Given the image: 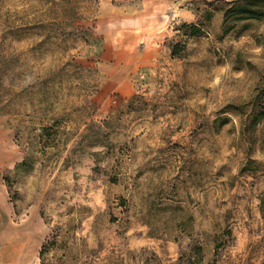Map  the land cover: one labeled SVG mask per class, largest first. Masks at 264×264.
Wrapping results in <instances>:
<instances>
[{"label":"rangeland","instance_id":"obj_1","mask_svg":"<svg viewBox=\"0 0 264 264\" xmlns=\"http://www.w3.org/2000/svg\"><path fill=\"white\" fill-rule=\"evenodd\" d=\"M0 156V262L264 264V0H0Z\"/></svg>","mask_w":264,"mask_h":264},{"label":"crops","instance_id":"obj_2","mask_svg":"<svg viewBox=\"0 0 264 264\" xmlns=\"http://www.w3.org/2000/svg\"><path fill=\"white\" fill-rule=\"evenodd\" d=\"M4 162V159L0 156V163ZM10 209L6 207V201H5V191L3 187H0V231L3 221L5 220V217L7 214H9ZM8 234L5 230L0 232V245L5 246V241L8 238ZM4 241V242H3ZM3 259V258H2ZM8 259H3V262H0V264H17V259L13 261H7Z\"/></svg>","mask_w":264,"mask_h":264},{"label":"trees","instance_id":"obj_3","mask_svg":"<svg viewBox=\"0 0 264 264\" xmlns=\"http://www.w3.org/2000/svg\"><path fill=\"white\" fill-rule=\"evenodd\" d=\"M21 164H24V163H21Z\"/></svg>","mask_w":264,"mask_h":264}]
</instances>
